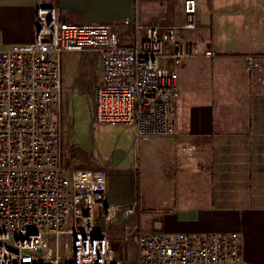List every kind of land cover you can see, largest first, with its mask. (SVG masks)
<instances>
[{
    "label": "built area",
    "instance_id": "built-area-1",
    "mask_svg": "<svg viewBox=\"0 0 264 264\" xmlns=\"http://www.w3.org/2000/svg\"><path fill=\"white\" fill-rule=\"evenodd\" d=\"M195 15V1L187 0L181 28L194 29ZM177 30L136 18L97 22L88 9L35 1L33 41L0 48V264H132L110 231L118 216L135 214L137 201L111 205L104 170L63 163L60 57L99 56L97 125L131 127L142 141L173 138L177 67L215 57L209 47L179 40ZM254 66L248 58L247 68ZM136 244L135 264L241 262L238 233H141Z\"/></svg>",
    "mask_w": 264,
    "mask_h": 264
},
{
    "label": "crops",
    "instance_id": "crops-1",
    "mask_svg": "<svg viewBox=\"0 0 264 264\" xmlns=\"http://www.w3.org/2000/svg\"><path fill=\"white\" fill-rule=\"evenodd\" d=\"M35 1L0 0V48L33 41ZM58 1L88 9L97 22L136 18L174 26L179 40L215 53L176 69L178 136L146 141L131 127L96 124L95 90L102 81L96 53L60 57L62 136L63 124L77 123V104L89 106V122L80 121L89 152L83 169L106 172L111 205L137 201L135 214L118 216L110 231L124 241L117 251L135 264L141 233H238L240 264H264V0H194L192 30L181 28L187 0Z\"/></svg>",
    "mask_w": 264,
    "mask_h": 264
},
{
    "label": "rangeland",
    "instance_id": "rangeland-1",
    "mask_svg": "<svg viewBox=\"0 0 264 264\" xmlns=\"http://www.w3.org/2000/svg\"><path fill=\"white\" fill-rule=\"evenodd\" d=\"M87 106V105H86ZM83 103H78L74 117L77 119V123L68 125L63 124V136H62V153L63 160L68 164H72L75 168H84L87 159H89V152L85 148V137L83 130L80 128V121L86 122L90 118V108L86 107ZM63 120L66 117V112L63 109ZM65 116V117H64ZM85 120H84V119ZM74 119V118H73ZM89 122V121H88ZM119 220H117V223ZM115 240V239H114Z\"/></svg>",
    "mask_w": 264,
    "mask_h": 264
},
{
    "label": "trees",
    "instance_id": "trees-1",
    "mask_svg": "<svg viewBox=\"0 0 264 264\" xmlns=\"http://www.w3.org/2000/svg\"><path fill=\"white\" fill-rule=\"evenodd\" d=\"M138 192V191H137Z\"/></svg>",
    "mask_w": 264,
    "mask_h": 264
}]
</instances>
